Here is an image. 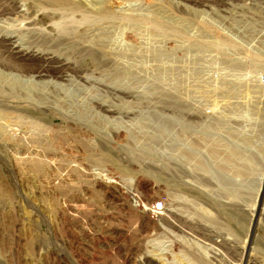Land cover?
<instances>
[{"label": "rangeland", "instance_id": "374dc122", "mask_svg": "<svg viewBox=\"0 0 264 264\" xmlns=\"http://www.w3.org/2000/svg\"><path fill=\"white\" fill-rule=\"evenodd\" d=\"M0 264H264V0H0Z\"/></svg>", "mask_w": 264, "mask_h": 264}]
</instances>
